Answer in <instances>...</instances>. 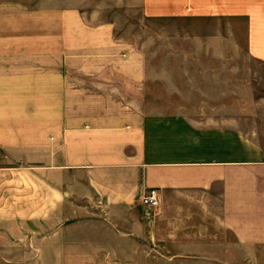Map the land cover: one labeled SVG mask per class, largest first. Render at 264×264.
Returning a JSON list of instances; mask_svg holds the SVG:
<instances>
[{
  "label": "crops",
  "instance_id": "1",
  "mask_svg": "<svg viewBox=\"0 0 264 264\" xmlns=\"http://www.w3.org/2000/svg\"><path fill=\"white\" fill-rule=\"evenodd\" d=\"M128 2L148 16L235 21L202 40L264 64V0ZM75 21L72 38L52 40L53 56L46 23L41 37L33 22L0 34L1 264L46 255L56 237L46 223L93 205L114 238L153 235L164 254L201 255L203 264H264V144L229 121L111 100L112 82L131 76L130 46L114 22ZM151 188L159 205L147 232L134 209Z\"/></svg>",
  "mask_w": 264,
  "mask_h": 264
},
{
  "label": "rangeland",
  "instance_id": "2",
  "mask_svg": "<svg viewBox=\"0 0 264 264\" xmlns=\"http://www.w3.org/2000/svg\"><path fill=\"white\" fill-rule=\"evenodd\" d=\"M128 1L0 0V34L11 35L13 24L33 22L37 37L46 23L53 56L58 43L52 40L72 38L68 25L76 18L87 24L114 22L117 37L130 46L131 76L114 80L118 84L110 87L108 98L147 113L176 111L194 119L229 121L264 144V64L239 52L234 53L238 61L231 60L225 49L214 43L209 47L201 38L220 27L233 29L236 22L148 16ZM65 49L69 54L70 48ZM97 65L84 64V69L97 70ZM152 210L134 209L147 232L153 228ZM105 214L99 205L68 208L65 222L46 223V234L50 230L56 236L46 239V255L15 256L14 264H203L201 255L164 254L169 250L165 242H156L153 235L114 238L117 229ZM132 248L136 252L130 253Z\"/></svg>",
  "mask_w": 264,
  "mask_h": 264
},
{
  "label": "built area",
  "instance_id": "3",
  "mask_svg": "<svg viewBox=\"0 0 264 264\" xmlns=\"http://www.w3.org/2000/svg\"><path fill=\"white\" fill-rule=\"evenodd\" d=\"M140 202L146 209L157 207L159 205L157 190L155 188L149 189L141 196Z\"/></svg>",
  "mask_w": 264,
  "mask_h": 264
}]
</instances>
